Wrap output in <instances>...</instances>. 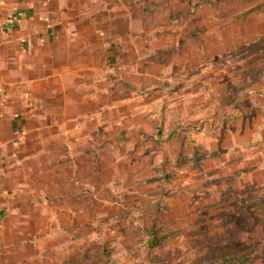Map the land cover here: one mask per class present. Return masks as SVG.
<instances>
[{
    "label": "rangeland",
    "instance_id": "374dc122",
    "mask_svg": "<svg viewBox=\"0 0 264 264\" xmlns=\"http://www.w3.org/2000/svg\"><path fill=\"white\" fill-rule=\"evenodd\" d=\"M159 1L116 27L93 197L35 233L59 264H264V0Z\"/></svg>",
    "mask_w": 264,
    "mask_h": 264
},
{
    "label": "crops",
    "instance_id": "0c3cea01",
    "mask_svg": "<svg viewBox=\"0 0 264 264\" xmlns=\"http://www.w3.org/2000/svg\"><path fill=\"white\" fill-rule=\"evenodd\" d=\"M160 2L0 0V264H59L57 247L43 248V239H53L35 230L69 213L76 223L82 209L63 199L82 204L83 193L93 197L99 145L92 134L99 129L97 119L91 122L99 107L92 101L100 90V100L113 95L116 50L132 51L123 39L118 45L132 38V6ZM120 24L126 29L115 44ZM76 149L86 152L82 160ZM80 161L84 177L76 174ZM36 181L43 186L35 188ZM83 182L91 192L78 186ZM39 211L50 214L43 224Z\"/></svg>",
    "mask_w": 264,
    "mask_h": 264
}]
</instances>
